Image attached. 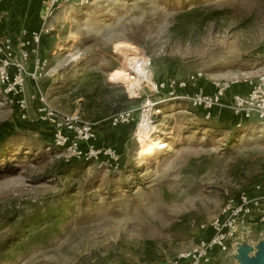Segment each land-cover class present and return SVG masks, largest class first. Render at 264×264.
I'll use <instances>...</instances> for the list:
<instances>
[{"label": "rangeland", "instance_id": "rangeland-1", "mask_svg": "<svg viewBox=\"0 0 264 264\" xmlns=\"http://www.w3.org/2000/svg\"><path fill=\"white\" fill-rule=\"evenodd\" d=\"M30 6L38 26L39 2ZM51 25L40 90L95 125L96 146L115 149L118 167L107 156L65 162L33 110L23 121L0 105V264H164L205 237L200 226L228 196L264 187V126L255 117L207 120L152 87L201 72L209 92L211 80L257 75L264 0H92L60 10ZM124 110H135L133 120L111 128ZM249 229L247 242L264 238V225ZM215 264L238 262L228 252Z\"/></svg>", "mask_w": 264, "mask_h": 264}, {"label": "built area", "instance_id": "built-area-1", "mask_svg": "<svg viewBox=\"0 0 264 264\" xmlns=\"http://www.w3.org/2000/svg\"><path fill=\"white\" fill-rule=\"evenodd\" d=\"M24 1L27 4L39 2L38 26L23 27L17 34L4 35L0 40V90L3 95L0 105L9 107L23 121L29 120L30 110H33L35 119L52 129V145L62 150L65 162L99 161L107 156L116 162L117 168V151L111 147L105 149L96 146L98 137L95 125L82 121L77 113L67 114L52 106L39 87V80L47 67V60L42 55V44L44 37L54 29L52 18L64 8H85L92 0ZM6 16V12L0 11V23L5 21ZM205 80L203 73L196 72L180 80L152 82V87L155 93L165 91L170 99L186 101L193 109L203 111L207 120L212 117L211 114L227 112L242 121L255 117L258 124L264 126V65L253 77L211 80V92L205 89ZM29 82L33 86L32 95L27 94ZM240 85L244 86V90L232 92L233 87ZM178 90L187 92L179 94ZM139 97V90L134 96L128 95L130 100ZM149 105L154 107L147 99L146 106ZM134 112L121 111L108 119V125L111 128L129 125ZM151 117L149 114L148 119ZM236 126L240 127L241 124ZM101 161L102 165H106V162ZM255 224L264 225V187L261 184L254 185L251 192L241 191L235 196H228L219 214L208 225L200 226L201 231L207 232L205 237L164 264H215L220 255L230 251V241L238 237L239 228L245 225L250 228Z\"/></svg>", "mask_w": 264, "mask_h": 264}, {"label": "crops", "instance_id": "crops-1", "mask_svg": "<svg viewBox=\"0 0 264 264\" xmlns=\"http://www.w3.org/2000/svg\"><path fill=\"white\" fill-rule=\"evenodd\" d=\"M0 11L7 13L5 21L0 23V40H2L1 34L6 32L7 28L10 30L19 29L20 31L23 27H36V25H30L34 19L32 15L35 10L24 0H0ZM19 31L11 34H17ZM211 91L212 88L210 87L209 92Z\"/></svg>", "mask_w": 264, "mask_h": 264}, {"label": "water", "instance_id": "water-1", "mask_svg": "<svg viewBox=\"0 0 264 264\" xmlns=\"http://www.w3.org/2000/svg\"><path fill=\"white\" fill-rule=\"evenodd\" d=\"M250 229L247 225L239 228V235L230 241V253L238 264H264V238L257 243L247 242Z\"/></svg>", "mask_w": 264, "mask_h": 264}, {"label": "trees", "instance_id": "trees-1", "mask_svg": "<svg viewBox=\"0 0 264 264\" xmlns=\"http://www.w3.org/2000/svg\"><path fill=\"white\" fill-rule=\"evenodd\" d=\"M126 102L129 104L131 101L130 102L129 101H126Z\"/></svg>", "mask_w": 264, "mask_h": 264}]
</instances>
